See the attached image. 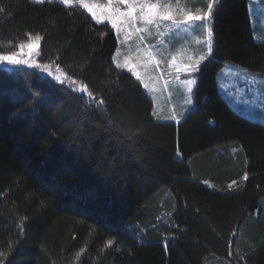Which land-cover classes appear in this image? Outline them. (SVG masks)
Listing matches in <instances>:
<instances>
[{
  "label": "trees",
  "instance_id": "16d2710c",
  "mask_svg": "<svg viewBox=\"0 0 264 264\" xmlns=\"http://www.w3.org/2000/svg\"><path fill=\"white\" fill-rule=\"evenodd\" d=\"M0 9V54L40 36L39 60L66 76L0 66V264H264V124L215 83L225 61L264 74L248 0H222L179 123L151 116L113 29L82 6Z\"/></svg>",
  "mask_w": 264,
  "mask_h": 264
},
{
  "label": "rangeland",
  "instance_id": "374dc122",
  "mask_svg": "<svg viewBox=\"0 0 264 264\" xmlns=\"http://www.w3.org/2000/svg\"><path fill=\"white\" fill-rule=\"evenodd\" d=\"M31 1L39 3L38 0ZM46 1L64 4L63 0ZM85 2L103 4L107 0H85ZM152 2L170 4L175 19L180 23L177 25L173 21H162L159 25L146 26L137 21L134 26H122L119 33L113 29L117 45L112 61L114 65L127 71L125 65L135 66L141 78L139 83L151 100V116L154 119L160 122L179 123L194 106L199 68L210 57L207 51L204 22L184 23V13L203 15L207 11L206 5L209 0H152ZM75 4L82 6L79 0H72L71 4L64 5ZM248 11L254 40L264 42V0H248ZM98 23L110 25L109 21L103 19ZM30 43L35 44V38L24 42L23 49L19 47L15 51L20 53L16 58L26 61L25 63L2 62L0 66L6 69L21 67L38 70L55 81H64L66 76L57 67L48 66L49 70L45 71L41 67L34 66L46 64L39 60L40 41L31 52L28 48ZM201 56L208 58L197 64ZM186 66L187 70H185ZM194 68H198V71L193 70ZM57 76L60 80L56 79ZM133 77L135 78L134 75ZM253 80L255 83H251ZM188 81L193 83L189 86ZM215 83L217 91L232 110L252 121L264 124V74L225 61L215 75ZM144 84L148 85L147 89H144ZM173 114L177 119H170ZM176 157L180 158L181 153ZM207 162L206 159L201 163L198 162V165L211 168Z\"/></svg>",
  "mask_w": 264,
  "mask_h": 264
},
{
  "label": "snow or ice",
  "instance_id": "6c2138e0",
  "mask_svg": "<svg viewBox=\"0 0 264 264\" xmlns=\"http://www.w3.org/2000/svg\"><path fill=\"white\" fill-rule=\"evenodd\" d=\"M39 3L43 4L45 0H38ZM64 4H71L72 0H63ZM79 3L82 5L84 9L87 10L88 13L92 15L98 22L103 19L110 22L111 29H115L117 33L121 31L122 26H134L137 21L144 23L146 26L151 24L159 25L162 21H173L175 24H179L180 21L175 19V15L172 9V6L168 3H159L152 2V0H107L106 3H87L85 0H79ZM222 0H209L207 3V11L203 13V15H193L191 13H184L185 20L184 23H191L195 21H203V27L206 31L207 36V51L208 56H211L214 51L213 46V33H214V19L216 15H218ZM2 11V9H0ZM99 12V14H98ZM139 31V29H137ZM41 40L40 36L35 37V44L30 43L28 45L29 51L36 47ZM21 49L25 47V45L21 44L19 46ZM20 55L19 52H13L11 54H0V63L8 62L13 64L25 63L26 61H22L17 59L16 57ZM41 58H43L41 56ZM208 57L201 56L200 60L197 61V64L205 61ZM36 67H41L43 70L48 71V65H34ZM128 68L130 74L135 76L137 83L140 82V74L136 72L135 66L125 65ZM187 70V66L185 68ZM193 70L198 71V68H194ZM57 80H60V77H56ZM63 83V81H61ZM72 83H76L73 81ZM193 83V81H188L189 86ZM251 83H255V80L251 81ZM144 89L148 88L147 84L143 85ZM189 90L190 87H189ZM74 91H78L83 94H87L89 101L95 102V97L93 92L89 90L88 84H81L78 89H74ZM105 99L101 98L96 103L97 109L101 106L105 105ZM170 119L175 120L177 117L173 114ZM177 156H180L179 151L176 153ZM247 179V176H245ZM109 244L112 241L108 242Z\"/></svg>",
  "mask_w": 264,
  "mask_h": 264
}]
</instances>
